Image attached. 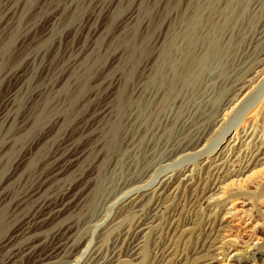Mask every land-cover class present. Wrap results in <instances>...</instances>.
I'll return each instance as SVG.
<instances>
[{"label": "bare ground", "instance_id": "6f19581e", "mask_svg": "<svg viewBox=\"0 0 264 264\" xmlns=\"http://www.w3.org/2000/svg\"><path fill=\"white\" fill-rule=\"evenodd\" d=\"M13 1L0 0V81L11 88L0 102V264H149L151 258L147 262L143 252L151 237L158 243L150 264H217L208 253L225 248L222 232L233 213L208 215L196 229L190 227V217L201 200L213 198L221 174L224 182H240L264 161V131L257 144L250 118L228 122V114H245L257 104L249 114L264 110V89L243 106L264 85V0H150L144 19L139 10L136 18L132 15L131 33L113 55L88 44L96 33L90 27L84 45L57 63L44 48L63 42L65 33L60 38L53 33L65 23L63 13L71 0L50 1L44 8L48 28L35 33L12 66L19 40L36 25L22 22L32 0ZM107 1L99 7L110 9ZM252 44L260 47L257 53ZM226 84L230 87L212 113L214 99L209 97ZM201 107L208 111L197 117L201 126L184 137V129L197 120L188 122L186 116L200 115ZM216 127H221L219 137L207 148ZM231 128L234 135L226 138ZM222 140L227 144L218 148ZM237 141L249 149L239 176L225 170L222 159L227 151L241 149L234 147ZM157 165L160 172L152 177ZM197 168L207 170L210 180L188 200L190 214L177 212L179 203L159 217L161 204L194 182ZM109 176L119 177L103 195L112 206L95 217L94 230L114 228L121 211L133 217L127 226L124 221L115 225L120 233L108 253L96 238L92 245L94 237L79 236V215L96 201ZM215 205L223 210L224 204ZM111 213L115 216L109 219ZM191 232V239L198 238L188 249L174 244L175 235ZM263 254L255 248L250 256L236 254L233 260L255 263Z\"/></svg>", "mask_w": 264, "mask_h": 264}, {"label": "rangeland", "instance_id": "374dc122", "mask_svg": "<svg viewBox=\"0 0 264 264\" xmlns=\"http://www.w3.org/2000/svg\"><path fill=\"white\" fill-rule=\"evenodd\" d=\"M14 1H16V0H14ZM17 1H20V0H17ZM50 1L53 2V5L61 4L60 3L61 0H59V1L58 0H32V3L30 4L29 8H27L25 14H23L22 22L24 25H27V24L33 25L35 23L38 26L35 25V28L32 31H30V33H28L26 35L28 37L23 36L19 40V43H18L19 47L17 46V51L15 53V60L12 61L14 63L11 62L12 66L15 65L16 63L20 62V60L22 59V56L24 54L23 52L25 51V48L28 46V44H31V42L33 41L32 38H34L35 33L36 32H39V33L43 32L45 29L48 28L47 23H49V19H48L49 15L47 14V12L44 8H46L47 4L49 5L51 3ZM67 1H65V3ZM103 1H106V0H71L70 2H67L68 4H67V6H65L66 9L63 13V17L65 18L64 19L65 23H63L62 25H59L57 28L55 27L54 28L55 30L53 33V35L55 37L57 36V38H60L62 36V34L65 33L63 35V38H62L63 42H61V45H53V44L51 45V42H49L48 45H45L44 50L47 51V52L45 51V53L49 59H53V60L55 59L54 61H55V63H57V62H62L64 59L69 58V56L71 55V53L73 51H76L80 47V45H84L85 40H86L85 37L87 36V33H88L87 31L89 30L90 27H92L91 32L92 33L96 32V33H95V35H93L92 41H91V39L88 40V44L91 45L92 43H94V44L96 43L95 44L96 47L94 46V49L96 50V52L98 50L102 49V51H105L108 54L113 55L118 50V47L120 46V43L123 41V39L126 37H129V35L131 33L132 21L130 22V20H132L131 19L132 15H133V18H134V16L136 18V14L138 13V10H139V16H141V19H144L146 16L145 15L146 14L145 9L150 2V0H117V1L116 0H109V1H107V5L111 8L113 7L112 11H111V8L105 10V9H101L99 7ZM108 3L112 4V5H109ZM144 7H145V9H144ZM141 11H142V13H140ZM39 13H40V15H39ZM132 13H134V14H132ZM0 15L3 16V14L1 12H0ZM2 16H0L1 17L0 20H2ZM90 17L93 19L91 21L89 20V23L86 24V20ZM94 21H95V24H93ZM80 23L81 24L83 23V25H81ZM42 27H43V29H42ZM76 27H78V30L76 29ZM95 30H97V31H95ZM251 31L252 32L249 31V34L247 35L248 40H247L246 45L249 44L248 42H249V39L251 38L250 36H252V34H253V30H251ZM33 32H34V34H33ZM95 36H96V38H95ZM20 46L24 47V48H21ZM251 46H252L251 48L253 49L252 51L255 50L256 53L260 50L259 49L260 47L255 48L256 44H252ZM20 48L22 50H20ZM119 48H121V46ZM256 50H258V51H256ZM243 55L244 54H242V56ZM253 57H255V56L253 55ZM19 58H20V60H19ZM112 60L113 59H110V61H109L110 64H108V65H111L113 63ZM241 61L242 60L240 59L239 63ZM245 61H247V60H244V62H243L244 64L246 63ZM237 68L241 69L242 67H241V65H238ZM241 71H243V69L240 70V72ZM242 74H243V72L240 73V75H242ZM0 83H1V81H0ZM261 86H264V85L259 84L254 89V91L252 92V95L249 94L250 97L248 95L246 97V99L243 100L246 103H247V101H249L247 104L245 102L243 103L244 107H246L251 102V100H253V98H255L257 95L259 96L261 94V92L264 89V88H260ZM229 87L230 86H227V84L225 86L219 87L215 90L214 93H212V95L210 96L211 98L209 97L210 101H212L214 99L213 102H211L212 103L211 104V110H213L212 113L217 111V109H216L217 107L215 108L213 105L217 106L216 102H218V101H220V99H222V97L226 93L225 90H228ZM10 89H11L10 85L7 82L6 83L2 82L0 84V102L3 98L6 97L7 93H9ZM212 97H213V99H212ZM19 98H21V101L23 100L22 97H19ZM19 98H18V100H19ZM19 102H20V100L18 101V103ZM16 104H17V102H16ZM19 106L22 107L23 104L19 105ZM257 106H258V104L255 107H257ZM17 107L18 106H15L14 111L16 109H18ZM254 108H252L249 112H247L245 114H243V111H240V112L237 111L234 114V116L233 115L230 116V114H228V119H229L228 122L233 123V121H234V123H235L238 120L243 122L244 119L250 118L248 121V122H250L249 123L250 124V130H253V128L255 126V129L257 131V140L255 139V142L257 144H260V140L263 137V131H264V110L258 114H254L255 112H253L252 114H249L251 111L254 110ZM78 111L76 112V114H77L76 116H79ZM199 111H202L203 113L200 112V115H198V116H186L185 119L188 122L192 123V121H190L192 118H195V120L196 119L197 120L195 122L196 125L194 124V127L192 126L193 125L192 124V125H190L191 128L187 127L186 129H184V131H183L184 137H187L188 135L189 136L194 135L197 131L196 127L201 126L200 120L203 117H206L205 113L208 111H205L204 108H202V107L200 108ZM201 115L202 116L204 115V116L201 117ZM241 115H243V117ZM251 115H253V116H251ZM197 117L198 118L201 117V119L198 120ZM242 118H244V119L242 120ZM197 123H199V124H197ZM239 127H240V131L244 129L243 125L239 124ZM216 129L218 131L216 132V130H215V133L214 134L212 133L213 135L212 134L210 135V137H209L210 140L207 141V148H211L215 144L214 143V142H216L215 140H217L219 137L221 127L220 128L216 127ZM234 132H235L234 128H231V130H230L229 134L226 136V138L229 135L232 136V133L234 135ZM211 136H212V138H211ZM241 136L242 135H240V137ZM224 141L219 144L218 148H220L222 145L224 147L225 144H227L226 142L224 143ZM249 143L250 142H248V141H247V143L245 142V144H247V145ZM233 144L231 145V147L233 146ZM234 145H235L234 147H236V149L241 147L239 145V141L235 142ZM251 145L252 144H249V146H251ZM243 147H241L242 150L238 149L234 154H231V152L227 151L226 153H224V155L222 157L223 162H224L223 165H225L224 167H226L225 170H230L232 172V175H235V176L238 175L239 176V175H241L242 171H244V167L246 165L245 156L248 153L249 149L246 148V145ZM213 153H215V150L212 152V154ZM217 157L219 158V156H217ZM198 162L201 163L202 160L198 159ZM158 167H160V166L157 165L155 168V171L150 173V175L152 174V177H153V173H155L154 175L156 176V174H158L160 172V171H158V173H156V171H157L156 169H158ZM193 167L194 166L191 165V168H193ZM263 170H264V161L262 162V164L260 166H258L254 170L252 169L248 173H246L245 178L243 177L244 180H242L240 182L236 180L234 183L231 181L224 182L223 181L224 174H221L220 178L218 179L219 182L220 181L221 182L219 183L217 190L215 189V191L211 193L213 195V198L212 199L211 198H209V199L205 198V199L201 200L199 202V204L197 205L196 209L191 213L192 215L190 218H191V220H193L194 223L190 227H192V228L194 227L193 229H196L197 227L201 226V224H202L201 222H203L204 219L207 220L209 218L208 215L211 216L212 214H214L216 212H220L221 216H225L226 212H228V211L233 213V215L232 214L228 215V219H227V223H228L227 225L228 226L225 225L227 227L225 230L226 232H222L223 235H225L224 236L225 237V248L223 250L219 249L220 251L218 250V251H216V253H214V251L208 253V254H212L215 257V259L217 258V260H216L217 264H237L233 260V258L236 254H240V255H244V256L245 255L250 256L254 252L255 248L261 249V251L264 253V221H263L264 215L261 213V212H264V171ZM196 172H197V176L195 175L196 178L193 180L194 182L187 185V187H185V188L184 187L180 188L181 190H179L176 194H174L172 197H170L171 199H168L167 200L168 202L166 204L165 203L161 204L162 206L160 207V210H159V213H160L158 215L159 217L163 218L164 216H166V214L169 213V211H172L174 206L179 204V203L182 205L180 206V208L178 209L177 212L181 213L182 211H184V212H182V214L187 213L186 216L188 214H190V212H189L190 204H187L188 200H189V202L191 201V199L195 195L193 192L195 189H197V187L198 188L203 187L205 184H202V183H205V181L210 180V178L208 179L209 174H208L207 170L202 172V170L200 168H197L195 170V173ZM200 174H201V176H200ZM117 179H114V178L112 179L111 176H109V180L106 183H104L103 186L101 187L100 192H99V196L96 199V201L92 204V206L90 205L89 208H87L86 210L81 212L79 215L80 216L79 217L80 218V227H81L80 231H81V233L84 232L83 234H81L79 232L80 233L79 236L82 237V235H83V237H86V238L88 237L89 240H92L94 237V239H93L94 241L92 240V242H93L92 245L94 244V242H96V239H97V241H99V243L101 245H103L102 249L108 253L110 251H112V249L114 248L112 243H114L116 235L118 233H120V229H115V227L121 221H124L125 226H127L128 223H130L129 221L132 220V219H130L129 216H131V218L133 217L129 211H125L124 213H122V211H121L120 212L121 214L124 215L127 213V215L126 216L124 215L125 217L123 215H121L120 213L118 215H116V216H118L119 223L117 221L115 223L116 226L115 225L113 226L114 228L108 226L103 231H99V229L97 231L94 230V226L96 225V223L98 221L97 218L103 217L105 213L107 214V210H109L108 206L109 205L112 206V202L110 204H109V202L107 203V201H104L105 199L103 197L112 189V186H114L116 184ZM150 180H152V179H150ZM222 182H224V183L222 184ZM189 187H191V189L185 191ZM173 198H174V200H173ZM170 201H171V203H170ZM168 203L170 205H168V207H167ZM172 203H173V205H172ZM215 204H220V205L224 204L222 206L223 210L222 209L219 210V207ZM183 208H185V209H183ZM96 216H97V218H95ZM112 216H113V213H111V217L109 219H111ZM226 217H227V215H226ZM127 218H128V220H127ZM94 221H96V223ZM126 221H127V223H126ZM82 222H83V224H82ZM198 224H199V226H198ZM109 227H110V229H112V230L115 229V230H113V232H112L109 229ZM191 234H192V232L189 233L188 235L182 236V234L180 235V233H178L177 235H175V238H178V239L174 238V244L176 243L177 246L180 245L179 248H181V249H184V250L188 249V246L190 244H192V241L195 242L198 238V236H196V237L193 236V239H191L192 238ZM188 236H191V237H188ZM88 238H87V240H88ZM98 238H99V240H98ZM152 240H155V241H152ZM148 241H149V242H147L148 246L145 247L147 249H144L145 251L143 253H144V257L147 258L146 259L147 262L151 258V260L149 261V264H150L151 261L153 260L152 256L155 253L154 250H155V247L158 243V239H157V237H151ZM175 241H177L179 243H177ZM183 245H184V247H183ZM174 246H173V248H175ZM224 251L229 252L227 256H226V254H224ZM217 252L219 254H217ZM72 262H70V263L71 264H79L76 261H72ZM70 263H67V264H70ZM80 264H82V263H80ZM140 264H146V261L143 263H140ZM248 264H264V254L262 256V259L259 262L257 261L254 263L253 261H250Z\"/></svg>", "mask_w": 264, "mask_h": 264}]
</instances>
